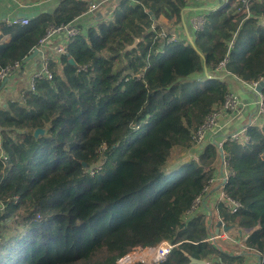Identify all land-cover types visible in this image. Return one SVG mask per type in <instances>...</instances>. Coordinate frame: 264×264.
<instances>
[{"label": "trees", "instance_id": "trees-1", "mask_svg": "<svg viewBox=\"0 0 264 264\" xmlns=\"http://www.w3.org/2000/svg\"><path fill=\"white\" fill-rule=\"evenodd\" d=\"M112 4L111 19L90 16L67 37L65 54L50 55V79L37 80L33 91L28 79L20 98L0 107L7 158H0V264H114L120 250L163 240L174 247L160 264H243L246 254L264 264V121L222 145L235 173L224 191L241 205L233 213L226 200L217 204L213 188L200 211L187 215L215 175V145L206 142L197 162L171 164L174 150L192 149V135L232 84L241 90L242 82L264 78V0L244 8L237 0ZM87 6L59 0L27 25L0 22V39L10 38L0 43V69L21 62L12 74L23 72L45 30L73 24ZM191 11L207 13L199 32L187 24ZM162 29L176 33V42L158 38ZM35 129L45 132L35 138ZM213 209L227 231L248 234L244 249L212 239Z\"/></svg>", "mask_w": 264, "mask_h": 264}, {"label": "built area", "instance_id": "built-area-1", "mask_svg": "<svg viewBox=\"0 0 264 264\" xmlns=\"http://www.w3.org/2000/svg\"><path fill=\"white\" fill-rule=\"evenodd\" d=\"M112 0H96V2L91 1L88 3L86 12L87 14L91 15L92 17H97V8L100 5H103L107 2H110ZM195 4H201L205 2L206 0H192ZM240 3H242V7H246V4L249 0H237ZM199 13V12H198ZM207 13H203L202 15H194L192 17L188 18V26L190 30L193 32H199L202 30L203 25L206 22ZM28 18H12L7 20V25L14 26V25H27L28 24ZM60 33H64L66 37L73 38L77 36L79 33V30L72 26V24L68 25H60L58 27H48L45 32L44 36L40 38L38 41V46L35 48L39 53L41 52L42 58H41V66L40 69L34 73L31 74V77L28 81V90L33 91L34 85L37 80H41L43 77H47L48 79L51 78V75L48 71V63L50 60V57L47 54V50H49V41L54 37L59 35ZM157 37L160 39H166L167 43H174L177 40L178 35L177 34H171L169 35L168 32L164 29H162L159 33H157ZM66 42L60 43V45L53 48V52L51 54L53 56H61L62 54L66 53ZM227 62V57L223 61H221L216 70L223 74L225 73V64ZM22 63H14L11 66L4 67L0 69V88L4 85V82L7 80L9 75H11L13 72L19 71L21 69ZM79 70H85V67L79 68ZM263 80V78L259 80H252L248 81L246 83H241L240 89L247 90L253 93L255 96H257L256 99V111L259 118H261L262 121H264V99L262 97V94H258L255 90V88L258 86V84ZM240 106L239 97L235 93V91H232L229 89V93L225 96V99L222 103V105L215 109L212 113L208 114L206 118L204 119L203 123L196 129L194 134L191 137L192 140V149L187 152L189 154V157H191L195 162L198 161V150H201L202 147L206 144V138L211 131L217 129L221 123L230 113L235 112ZM261 121V122H262ZM238 133L231 134L227 137L229 141H233L238 139ZM225 140V142L227 141ZM213 144L216 146V151L218 152L217 160L221 163V174L218 178L219 186L218 191L220 193V199L217 201V204L220 201L226 200L229 202L230 205V212H235L241 205L239 202L233 200L227 193L224 191V186L227 184L228 180L235 175V173L232 170H229L228 168V161H229V154H226V152L223 151L222 145L223 143L220 142H210V144ZM185 154V153H184ZM0 158L3 162V164L7 163L6 156L0 152ZM223 170V172H222ZM217 181V179L213 176L207 181V184L202 189L200 195L195 198V200L192 202V205L190 206L189 210L187 211V215H192V213H197L200 211V206L203 204V198L207 194V192L210 190V186ZM221 231V228H220ZM244 241L248 238V234L244 233ZM221 238V235H215L212 239ZM174 245L171 244L169 241H161L155 246H147V247H132L127 248L124 250H120L115 254L114 258V264H160L166 261L168 254L173 249Z\"/></svg>", "mask_w": 264, "mask_h": 264}, {"label": "crops", "instance_id": "crops-1", "mask_svg": "<svg viewBox=\"0 0 264 264\" xmlns=\"http://www.w3.org/2000/svg\"><path fill=\"white\" fill-rule=\"evenodd\" d=\"M91 1L96 2V0H88V3ZM116 1L117 0H112L109 3L107 2V4L105 3V5H100L96 10L97 15L100 14L101 16H103L104 13L102 11L108 13L109 7L113 6L112 2H116ZM58 3H59V0H39V1L0 0V22H3V21L7 22V20L12 19V18H16V19L28 18L29 19L31 17H36L39 15V13L53 11L54 8L58 5ZM203 13L205 12L203 11V12L198 13L195 11L193 12L191 11L187 17H192L194 15H202ZM90 16L91 15L87 13L85 15L80 16L79 19L73 22L72 26L82 25L83 27L86 28L91 23ZM159 23L163 25L168 24L166 20L163 18L159 20ZM187 24H188V19H187ZM173 30L177 32L178 35H181L183 33L182 31L183 29L180 26L174 27ZM173 34H176V33H173ZM66 39L67 37L64 33H60L59 35L54 36L49 41V44H48L49 45V50H47L48 56L49 57L50 55L53 56L51 54V52L54 51L53 48L60 45V43L66 42ZM9 41H10V38L8 36H3L0 39V43H8ZM41 58H42L41 52L40 53L37 52L36 55L32 59L27 60L26 65H24L23 67L24 69L23 72L21 70L20 73H14V74L9 75L4 85L0 88V107L1 105L5 106L4 103L8 100L13 101L16 98H20L19 92L21 91L22 86H24L27 83V80L31 77L32 73L40 69ZM232 85L233 87L230 89L232 91H235V93L239 97L240 106L235 112L230 113L223 121H221L217 129L211 131V133L208 134L206 138L207 143L216 141V142H220L224 144L227 137L234 133H238L239 135L238 138H241L243 137V135H245V129L247 127H249L252 124H258L260 121H262L261 118L258 117L257 111H256L257 96H255L250 91H246V92L241 91L237 87H235L234 84ZM263 131H264V128H263ZM216 136H219V137L216 138ZM214 138H216V140ZM260 157L264 161V153H262ZM213 167H214V173H215L214 177L217 179V181H215L210 186V190H212L213 188L218 189V186H219L218 178L221 174L220 161H215L213 163ZM213 197L214 199L216 198V202H217L220 199L219 191H217V193H215ZM213 212L217 214L216 210L214 211V209H213ZM216 216H217L216 217L217 219L218 214ZM219 220L220 219L218 218V221ZM232 231L233 230H229L226 232L220 231L221 240L230 239V235H231L230 233ZM237 234L241 235L239 233ZM244 236L245 234H242V241H241L242 244L244 243ZM235 242L237 244L240 243L239 241H235ZM240 246L242 247V249H244L243 245L240 244Z\"/></svg>", "mask_w": 264, "mask_h": 264}, {"label": "rangeland", "instance_id": "rangeland-1", "mask_svg": "<svg viewBox=\"0 0 264 264\" xmlns=\"http://www.w3.org/2000/svg\"><path fill=\"white\" fill-rule=\"evenodd\" d=\"M225 1V0H224ZM220 0H206L204 3L208 5V7H216L218 4H219ZM112 7H109L108 11L111 9ZM104 17L103 19L104 20H108V19H111L112 15L110 14V12H104ZM187 16V15H186ZM172 163L171 164H181V163H185L186 161H189L190 160V157H189V154L187 153H183V152H179L178 149L174 150L172 152ZM213 202V200L211 202H208L210 206L211 203ZM201 214L205 215V216H208L206 214H208L206 211H202ZM237 231H232L230 234V239H224V240H227V241H230L232 243V245H240L241 241H242V234L241 235H238ZM235 241H239L240 243H236ZM243 264H259V258L256 256V255H253V254H246L244 256V262Z\"/></svg>", "mask_w": 264, "mask_h": 264}, {"label": "water", "instance_id": "water-1", "mask_svg": "<svg viewBox=\"0 0 264 264\" xmlns=\"http://www.w3.org/2000/svg\"><path fill=\"white\" fill-rule=\"evenodd\" d=\"M150 14H151V12H150ZM97 17L101 19V15H100V14H98ZM137 43H138V40L136 39V40L134 41V43H133L131 46H127L125 49H126V50H130V49H132V48H135L136 45H137ZM37 52H38V51H37L36 49L33 50V51L29 54V56L26 58V60H25L24 62H26L27 60L32 59V58L36 55ZM69 61H70L71 64H73V60H72V59H70ZM5 82H6V81H5ZM5 82H4V83H5ZM263 88H264V78H263V80L258 84V86L255 88V90H256V92H257L258 94H262V92H263ZM44 132H45L44 129H42V130H41V129H35V130L33 131V137H35V138H39V136H42V135L44 134ZM83 165H84V164H83ZM220 227H221V231H223V232H226V231H227V229L224 227V225L222 224V222L219 220V221H217L216 224H215V230H214V234H215V235H219V228H220ZM191 263H195V264H206L205 261H199V260H195V259H191Z\"/></svg>", "mask_w": 264, "mask_h": 264}, {"label": "clouds", "instance_id": "clouds-1", "mask_svg": "<svg viewBox=\"0 0 264 264\" xmlns=\"http://www.w3.org/2000/svg\"><path fill=\"white\" fill-rule=\"evenodd\" d=\"M221 234V233H220Z\"/></svg>", "mask_w": 264, "mask_h": 264}]
</instances>
